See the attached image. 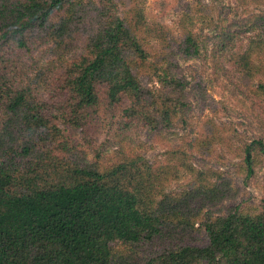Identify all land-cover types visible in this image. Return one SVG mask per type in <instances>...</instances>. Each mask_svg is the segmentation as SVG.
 Listing matches in <instances>:
<instances>
[{
  "label": "trees",
  "instance_id": "trees-1",
  "mask_svg": "<svg viewBox=\"0 0 264 264\" xmlns=\"http://www.w3.org/2000/svg\"><path fill=\"white\" fill-rule=\"evenodd\" d=\"M134 2L0 0V264H264V182L255 176L264 165L261 137L239 151L243 180L258 184L261 196L207 214L198 242L185 237L227 184L202 181L183 148L165 151L160 164L136 149L133 123L157 132L184 117L189 100L174 56L200 57L201 44L189 29L175 43L139 11L128 21L119 4ZM196 12L213 25L210 7ZM261 33L264 13H250L219 29L209 50L212 65L236 76L237 87L247 85L240 77L254 75L248 90L257 96L264 94ZM48 51L53 59L44 58ZM141 72L157 86H142ZM101 101L114 116L117 147L109 161L62 158L45 148L73 149L57 123L75 126ZM217 140L186 144L206 152ZM14 141L18 151L8 146ZM180 172L192 185L165 192Z\"/></svg>",
  "mask_w": 264,
  "mask_h": 264
},
{
  "label": "rangeland",
  "instance_id": "rangeland-1",
  "mask_svg": "<svg viewBox=\"0 0 264 264\" xmlns=\"http://www.w3.org/2000/svg\"><path fill=\"white\" fill-rule=\"evenodd\" d=\"M205 6L212 11L210 18L213 19V25L210 27L209 20L196 12L197 8ZM119 9L121 16L128 21L139 11L141 20L148 25L157 24L162 27L174 38L175 43H179L189 29L197 34L201 44L200 57L181 54L174 56L173 71L184 79L189 100V108L184 117L157 132L143 122L131 125V133L138 142L136 149L147 163H163L165 151L183 148L185 162L198 171L202 181L212 184L220 177L227 184L222 198L212 201L213 204L204 206L198 212L194 222L196 230L190 231V235L185 237V240L198 242L202 238L199 223L207 214H223L241 201H245V205H252L261 196L258 184L259 181L264 182V165L255 174L258 184L245 183L240 170L239 151L242 144L252 138L261 137L264 140V94L257 96L249 93L248 89L256 82L254 75L240 77L247 85L245 87L242 82L243 87H237L236 76L231 73L229 76L223 69L212 65L209 50L217 39L219 29L250 13H264V0H135L134 3L119 4ZM261 37H264V33H261ZM234 42L236 43V39ZM46 57L53 59L54 55L48 51L44 58ZM225 65H228L227 62ZM138 81L144 87L157 86L155 78L150 79L146 73H139ZM55 91L56 88L53 87L48 93L52 99L56 97ZM258 100L261 101L259 106L256 105ZM54 111L59 113L57 109ZM113 121V114L101 101L94 112L79 124L72 126L57 123L59 129L68 135L73 149L59 150L54 148L55 143L45 148L62 158L71 159L76 155V158L85 157L91 161L97 159L105 163L114 156L113 151L117 147ZM214 135H217L218 140L206 152L189 150L186 144L192 137H202L204 140L211 139ZM220 141L223 143L220 144ZM18 143L14 141L8 146L18 151ZM14 159L24 162L27 157L16 154ZM190 176L180 172L175 180L164 184V191L175 192L190 187L193 179Z\"/></svg>",
  "mask_w": 264,
  "mask_h": 264
}]
</instances>
